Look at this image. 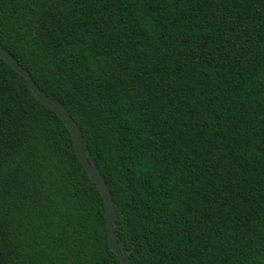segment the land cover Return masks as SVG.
I'll use <instances>...</instances> for the list:
<instances>
[{
    "label": "trees",
    "instance_id": "16d2710c",
    "mask_svg": "<svg viewBox=\"0 0 264 264\" xmlns=\"http://www.w3.org/2000/svg\"><path fill=\"white\" fill-rule=\"evenodd\" d=\"M0 43L132 264H264V0H0ZM0 264H122L1 55Z\"/></svg>",
    "mask_w": 264,
    "mask_h": 264
},
{
    "label": "water",
    "instance_id": "95a60500",
    "mask_svg": "<svg viewBox=\"0 0 264 264\" xmlns=\"http://www.w3.org/2000/svg\"><path fill=\"white\" fill-rule=\"evenodd\" d=\"M0 55L27 78L29 87L34 91L37 98L40 101H42L44 104L55 110L58 114H60L61 117L67 123L71 131L75 150L79 159L81 160L85 168L91 174H93L103 193L105 199L107 230H108L110 243L114 248L115 252L117 253L122 264H132L131 261L123 255L121 247L117 241L116 231L114 227L115 205L113 203L111 190L107 185L105 179L103 178L102 174L100 173L99 169L96 166L92 165L87 159L86 154L84 152L83 140L79 134V127L77 123L75 122L69 111L61 103L43 94V92L38 88V86L33 81L29 72L20 65L19 61L7 49H5L1 45V43H0Z\"/></svg>",
    "mask_w": 264,
    "mask_h": 264
}]
</instances>
